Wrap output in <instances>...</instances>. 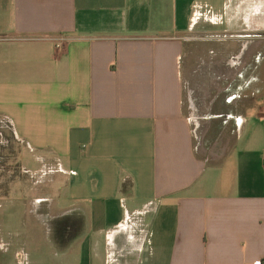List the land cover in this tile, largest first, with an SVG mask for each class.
Returning <instances> with one entry per match:
<instances>
[{
	"label": "crops",
	"instance_id": "obj_1",
	"mask_svg": "<svg viewBox=\"0 0 264 264\" xmlns=\"http://www.w3.org/2000/svg\"><path fill=\"white\" fill-rule=\"evenodd\" d=\"M261 83L264 0H0V128L38 180L20 264H262ZM204 120L235 133L211 160Z\"/></svg>",
	"mask_w": 264,
	"mask_h": 264
},
{
	"label": "rangeland",
	"instance_id": "obj_2",
	"mask_svg": "<svg viewBox=\"0 0 264 264\" xmlns=\"http://www.w3.org/2000/svg\"><path fill=\"white\" fill-rule=\"evenodd\" d=\"M220 59H224V57ZM242 60L243 59H241V61ZM223 64L225 65L226 62H223ZM240 67L241 66L238 67L237 64L233 71L237 72ZM224 68L225 67H223V69ZM213 85L211 86V83L207 81L203 87L204 89L199 88L200 92H205V99L203 100V98L200 97L202 113H214L210 106L212 99H208V97L212 95V92L218 91L220 86L215 84L214 87ZM261 87L264 89V83H261ZM255 89L256 88L252 86L250 91H254ZM247 103V99H241L237 101L236 106L238 108L244 107ZM197 104L199 107V100ZM207 122L209 121L204 120L200 125L197 123L198 125L194 133L198 152L211 160V158H215L218 154L228 151V148L233 145L235 133L228 129L215 130L214 125H211V129H209V123ZM211 146H214V148ZM21 147V144L11 136L7 128H0V249L5 250L4 252L0 250V264H20V262L23 261V253H26V249L24 248L25 245L22 244L21 246L20 241L25 237L26 229L21 225L20 213L23 210V206H36L35 203H30L34 200L35 194L26 193V188L33 187L35 189L38 180L35 178V175L32 176L21 168L19 163ZM206 147L210 149L206 151ZM21 200L26 203L24 204ZM29 219L33 218L29 217ZM20 236H22V238H20ZM10 237L13 238V245L11 246L8 244ZM31 248L33 258L35 259L36 250L34 247ZM22 264L24 263L22 262Z\"/></svg>",
	"mask_w": 264,
	"mask_h": 264
},
{
	"label": "built area",
	"instance_id": "obj_3",
	"mask_svg": "<svg viewBox=\"0 0 264 264\" xmlns=\"http://www.w3.org/2000/svg\"><path fill=\"white\" fill-rule=\"evenodd\" d=\"M63 42H64V40H59L58 45H57V49L61 48V45ZM262 264H264V262Z\"/></svg>",
	"mask_w": 264,
	"mask_h": 264
}]
</instances>
